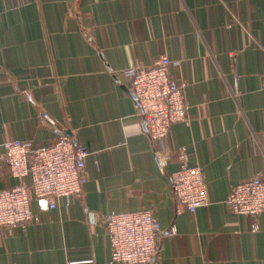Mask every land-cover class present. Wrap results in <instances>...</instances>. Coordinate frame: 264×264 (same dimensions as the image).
Returning <instances> with one entry per match:
<instances>
[{"label":"crops","instance_id":"0c3cea01","mask_svg":"<svg viewBox=\"0 0 264 264\" xmlns=\"http://www.w3.org/2000/svg\"><path fill=\"white\" fill-rule=\"evenodd\" d=\"M163 54L191 120L157 147L125 69ZM263 83L264 0H0V192L17 184L6 140L65 133L92 152L81 195L52 210L34 200L37 222L0 233V264H110L103 216L140 209L162 229L153 264H264V212L253 231L225 202L234 183L264 178ZM182 147L211 202L176 214Z\"/></svg>","mask_w":264,"mask_h":264},{"label":"built area","instance_id":"2783aa9c","mask_svg":"<svg viewBox=\"0 0 264 264\" xmlns=\"http://www.w3.org/2000/svg\"><path fill=\"white\" fill-rule=\"evenodd\" d=\"M173 60L167 54L148 66L125 69L128 91L135 95L137 107L154 145L164 146L171 128L191 120V106L186 100L184 83L171 75ZM264 89V83L262 85ZM44 118L56 125L49 113ZM5 159L17 184L0 192V233L25 232L39 220L32 202L56 209L61 200L81 195L87 181L85 169L91 150L65 133L49 145L10 139L3 142ZM158 147V146H157ZM182 147V162L171 175L175 194V211L195 212L209 204L208 185L200 164L187 161ZM161 167L160 151L156 149ZM230 212L249 217L251 229H259L258 217L264 212V178L254 176L233 184L225 199ZM105 232L110 238V264H153L160 253L162 229L153 210L110 211L103 216ZM170 232L177 233L176 225Z\"/></svg>","mask_w":264,"mask_h":264},{"label":"water","instance_id":"95a60500","mask_svg":"<svg viewBox=\"0 0 264 264\" xmlns=\"http://www.w3.org/2000/svg\"><path fill=\"white\" fill-rule=\"evenodd\" d=\"M146 125V124H145Z\"/></svg>","mask_w":264,"mask_h":264}]
</instances>
